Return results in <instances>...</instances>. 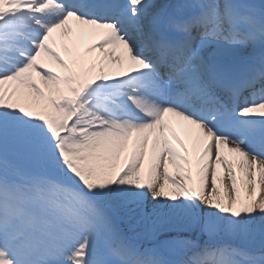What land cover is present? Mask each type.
<instances>
[{"label":"snow or ice","instance_id":"1","mask_svg":"<svg viewBox=\"0 0 264 264\" xmlns=\"http://www.w3.org/2000/svg\"><path fill=\"white\" fill-rule=\"evenodd\" d=\"M224 236L264 244V0H0V264H264Z\"/></svg>","mask_w":264,"mask_h":264},{"label":"bare ground","instance_id":"2","mask_svg":"<svg viewBox=\"0 0 264 264\" xmlns=\"http://www.w3.org/2000/svg\"><path fill=\"white\" fill-rule=\"evenodd\" d=\"M70 26L75 30V29L77 28V23H76L75 21H70ZM54 36H55V38H56V41H57L58 46H59V45H63V44L65 43L66 38L60 36L59 34H54ZM72 39L75 40V35L73 36ZM81 40L84 41V42H86L87 40H89V41H87V42H88L87 44H85L84 46L80 47V49H79V47L77 46V44H75L76 51H77V53H78L81 57H86V56L89 55V54L87 53L86 50H87V48L91 45V43H92V38H91L90 36L84 35L83 38H82ZM62 55H65V53H62ZM100 55H101V54H100L99 52L91 53V54H90V56H91L92 58L99 57ZM241 55H245V56H246V55H248V52H247V51H242V52H241ZM173 127L176 129L177 134H178L182 139H185V136H184V132H183V130H182L181 128H179L178 126H176L175 124H173ZM154 140H155V137H154V136L149 138V147H151V145H152V143H153ZM132 151H133V146H132V144H131V142H130L129 145H128V147L125 149L124 153L121 155V163L124 162V160H125L126 157L130 156V154L132 153ZM147 167H148V164H147V161H146V162H145V170H147ZM152 203H154V201H152V199H151V195L149 194L148 202H147V205H146L148 211H151V204H152ZM257 222L259 223V221H257ZM184 234H191V235H193L194 233H184ZM162 235H167V233H164V234H162ZM194 235H196V234H194ZM137 236H138V235H136V237H137ZM141 236H143V234H140V236H138V237H141ZM187 254H188L189 256L192 255L191 252H188Z\"/></svg>","mask_w":264,"mask_h":264},{"label":"rangeland","instance_id":"3","mask_svg":"<svg viewBox=\"0 0 264 264\" xmlns=\"http://www.w3.org/2000/svg\"><path fill=\"white\" fill-rule=\"evenodd\" d=\"M257 2H259V0H257ZM87 41H89V40H87ZM87 41L84 42V41H82L80 39L78 42H76V44H77V46L80 49V47H82V46H84L85 44L88 43ZM258 224L259 223L257 222V224H254L252 227L253 228H256ZM122 228L124 229V231H125V233L127 235H129L130 237H133V238H134V235H132V234H136V232L139 231V230H137L135 232H132V231H130L128 229V226L127 225H122ZM142 238H144V240H146V241H150L152 243L150 247H152L156 240H164V239L168 238V236L167 235L159 234L155 238H153L152 236H150L148 234H144V236ZM226 238L228 240L233 241V242L235 241L236 242L235 247H237V248L240 247L239 249H241L242 251H246V252H248L251 255L259 256L261 254H264V250L262 252L258 253V254H256V252H255V250L261 249L260 246H262L264 248V244H262L261 239L259 238V236H257L255 239H252V240H241V239L233 238V237H229V236H226ZM198 240L205 241V240H207V237L206 236H202V237H200V239L198 238ZM243 246H246L247 249H245V248L242 249Z\"/></svg>","mask_w":264,"mask_h":264}]
</instances>
